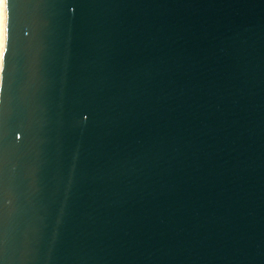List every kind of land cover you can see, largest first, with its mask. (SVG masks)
Instances as JSON below:
<instances>
[{
  "label": "water",
  "instance_id": "obj_1",
  "mask_svg": "<svg viewBox=\"0 0 264 264\" xmlns=\"http://www.w3.org/2000/svg\"><path fill=\"white\" fill-rule=\"evenodd\" d=\"M0 264H264V0H5Z\"/></svg>",
  "mask_w": 264,
  "mask_h": 264
},
{
  "label": "bare ground",
  "instance_id": "obj_2",
  "mask_svg": "<svg viewBox=\"0 0 264 264\" xmlns=\"http://www.w3.org/2000/svg\"><path fill=\"white\" fill-rule=\"evenodd\" d=\"M4 2L0 5V61H1V46H2V31H3V17H4Z\"/></svg>",
  "mask_w": 264,
  "mask_h": 264
},
{
  "label": "clouds",
  "instance_id": "obj_3",
  "mask_svg": "<svg viewBox=\"0 0 264 264\" xmlns=\"http://www.w3.org/2000/svg\"><path fill=\"white\" fill-rule=\"evenodd\" d=\"M2 3H3V0H0V5H2Z\"/></svg>",
  "mask_w": 264,
  "mask_h": 264
}]
</instances>
